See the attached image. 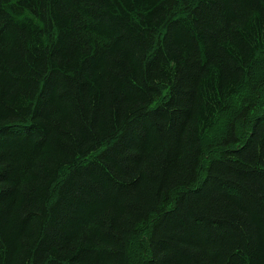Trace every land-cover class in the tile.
<instances>
[{
    "label": "trees",
    "instance_id": "1",
    "mask_svg": "<svg viewBox=\"0 0 264 264\" xmlns=\"http://www.w3.org/2000/svg\"><path fill=\"white\" fill-rule=\"evenodd\" d=\"M0 264H264V0H0Z\"/></svg>",
    "mask_w": 264,
    "mask_h": 264
}]
</instances>
